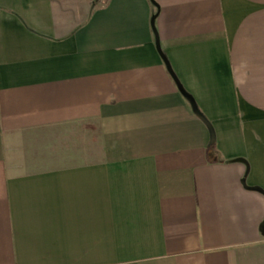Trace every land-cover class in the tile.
<instances>
[{
	"label": "crops",
	"instance_id": "crops-1",
	"mask_svg": "<svg viewBox=\"0 0 264 264\" xmlns=\"http://www.w3.org/2000/svg\"><path fill=\"white\" fill-rule=\"evenodd\" d=\"M0 264H264V0H0Z\"/></svg>",
	"mask_w": 264,
	"mask_h": 264
}]
</instances>
